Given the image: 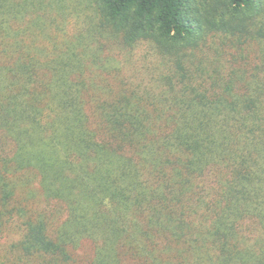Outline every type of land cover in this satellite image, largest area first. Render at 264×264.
Masks as SVG:
<instances>
[{
    "label": "trees",
    "instance_id": "trees-1",
    "mask_svg": "<svg viewBox=\"0 0 264 264\" xmlns=\"http://www.w3.org/2000/svg\"><path fill=\"white\" fill-rule=\"evenodd\" d=\"M0 264H264V0H0Z\"/></svg>",
    "mask_w": 264,
    "mask_h": 264
},
{
    "label": "rangeland",
    "instance_id": "rangeland-1",
    "mask_svg": "<svg viewBox=\"0 0 264 264\" xmlns=\"http://www.w3.org/2000/svg\"><path fill=\"white\" fill-rule=\"evenodd\" d=\"M81 8H83L84 6L81 4V6H80Z\"/></svg>",
    "mask_w": 264,
    "mask_h": 264
}]
</instances>
